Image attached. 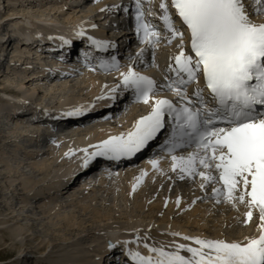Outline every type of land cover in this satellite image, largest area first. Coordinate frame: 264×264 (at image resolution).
Instances as JSON below:
<instances>
[{
	"label": "snow or ice",
	"instance_id": "6c2138e0",
	"mask_svg": "<svg viewBox=\"0 0 264 264\" xmlns=\"http://www.w3.org/2000/svg\"><path fill=\"white\" fill-rule=\"evenodd\" d=\"M170 7L179 18V27ZM159 9L170 34L165 39L171 44L178 38L177 52L168 64L171 75L160 87L172 92L180 103L158 96L156 82L129 65L120 73L121 83L136 101L149 105L150 111L136 119L127 133L89 145L94 149L91 152L80 149L84 153L81 167H88L95 157H132L167 132L162 148L177 176L200 177L201 189L220 185L211 188L216 202L223 197L233 207L244 205L245 224L257 212L258 235L245 237L243 242L184 236L198 247L178 244L175 251L145 242L149 253L145 256L128 248L141 240L139 230H134V240L118 242L126 259L115 264H264V0H170V5L160 0ZM135 32L141 43L155 46L160 42V32L145 20L141 0H136ZM83 34L82 30L75 33L77 37ZM89 41L97 48L110 46V42L92 37ZM63 43L70 41L64 39ZM142 54L143 49L137 55ZM84 55L87 59L88 54ZM101 66L116 71L120 67L115 56ZM192 84L196 90L190 94ZM177 149L192 151L176 155ZM71 154L69 150L64 155ZM149 162L157 167L155 159ZM143 239L147 241V235ZM107 247L113 250L117 245L109 242ZM181 250L190 257L181 255Z\"/></svg>",
	"mask_w": 264,
	"mask_h": 264
},
{
	"label": "rangeland",
	"instance_id": "374dc122",
	"mask_svg": "<svg viewBox=\"0 0 264 264\" xmlns=\"http://www.w3.org/2000/svg\"><path fill=\"white\" fill-rule=\"evenodd\" d=\"M15 1L17 3H19L20 0H15ZM22 1L23 2L20 3L21 5L15 4L14 7L11 5L10 9L11 8H13V9H11V10L9 9L7 14L6 13L0 14V26L2 27V32L0 33V35L2 37H4V35L10 36V33L12 34L13 29H15V26H17V25L21 26L24 24L23 26H27V27L31 25V26H33V28L39 27V28H43L44 30H52L56 27L60 28L66 24L71 25V23L77 22L80 19H83L84 21H87L89 19L95 20V22L97 24V27L95 29L96 32L100 33V34H104L105 31H104L103 26L105 25V22L101 21V23H99L98 20H100V17H98V16H100V15L98 14V12L99 13H102V12L103 13H109L110 15H112V17H114V23L116 25L117 31L120 30L119 29L120 26H124V23L128 22L126 14H125L126 8H123V7L120 8V7H113L112 6V9L114 11H116V10H120V11H119V13L117 12V15H114V12H109L108 6H106V5H108L107 2H109L110 0H88V2L92 6L96 7V9H95L97 11L96 14H98V15H96V18H94L95 15H93L94 17H92V15H91L92 13L91 14L87 13V10H88L87 7L81 8L77 5L82 0H40V1L34 0V2L38 1V2H41V4L33 3L32 5L29 4V2L32 0H22ZM114 1L115 2L113 5H118V3L120 1L122 2L124 0H114ZM120 5H118V6H120ZM101 9H104V10L102 11ZM2 16H5L9 20H6V19L1 20ZM13 17H15L14 18L15 20L11 21L10 19H13ZM108 20L110 21L111 18L109 17ZM6 31H8V33H6ZM112 34H113V32H112ZM117 42H118V45H120V40L117 39ZM174 47H176V46H168V45H165L163 43L160 45V49H164V51H166L169 54V59H170V56L172 55V53L174 51ZM23 50L25 51V48ZM148 53H149V49L145 48L143 50V54L141 55L142 56V59H141L142 64H144V63L147 64V61L149 59ZM13 58L14 57L12 56L11 62L13 61ZM7 69H8L7 66L0 69V103H4V102H7L10 99H12L11 95L6 94V93H2V90H1L2 84H4L3 86H5L6 84H10L13 87V90L14 89L21 90V92H26L27 95L28 94L29 95H36V97L42 102L56 103L57 101L68 100L70 98H73V99L76 98L75 101H82V100L86 99L87 97H91L96 92V89L98 91V89L99 88L101 89L103 87V85L104 86L105 85L106 86H112V87L117 86L118 79L120 76V72H114V73H110V74H106V75H102V76L96 75L93 78L88 79L87 77H85V76H87V74L84 73L81 75V77L77 81V82H80V81L82 82L83 81L82 78H84V79L86 78L85 79L86 81L82 85L84 87V89L82 91L79 92L78 87L77 88L76 87H68V88L66 87L62 91L61 89H63V87L60 89L59 86H56V85L64 84L63 86H68L65 84H68L69 81H67V82L66 81L56 82V83L49 85L51 82H49V80H45L44 82L38 81L35 84L33 83V85H32L31 82L28 83L27 79H24L22 82L21 79L17 78L16 76H12V74H9V75L4 74L3 71H8ZM150 71L153 72L161 81H163V80L165 81L164 74L162 71H160V68L150 67ZM21 76H23V75H21ZM160 84H163V82H161ZM38 90H40V91H38ZM67 92L70 94V97L67 96L66 94L64 95V93H67ZM71 92H74V93L72 94ZM148 107H149V105H146V104L142 105V106H131L130 105V106H126L123 108L118 107L119 108V111H118L119 117L118 118L120 119V122H117V124H114L113 123L114 121L112 119H111V121L109 119L106 121H94L93 120L92 122H90V125H91L90 128H92L94 130L91 129V131H89L90 132L89 135H91V133L93 131H97V130H101V129H103V130H105V129H115V130L125 129L126 127H128L130 125V123L132 122V120L134 119L135 116L136 117L142 116ZM116 109H117V107H116ZM19 121L21 123H24L23 120H21V119L15 120L13 122L15 125L14 126L15 128L19 127V125L21 124ZM87 123H89V121ZM92 124H93V126H92ZM29 129H31V128H29ZM10 132H11L10 135H12V136L13 135L15 136L17 134L15 132V129L14 130L10 129ZM86 132H88V131H86ZM83 134H80L76 138H85L83 136ZM88 136H86V137H88ZM19 138H21V137H19ZM50 152H51L50 154H52V151H50ZM45 159L47 161H49L48 165H47V166H49L51 164L50 159H48L47 157ZM62 162L63 161H61V163ZM138 164H140V163H138ZM58 166L60 167V164ZM27 170H29L32 174H35L38 177V179H40L39 174L37 172H34L31 168H29ZM48 170H50V169H48V167H47V171ZM0 174H2V173L0 172ZM155 174H153V176L154 175L155 176L152 177V180L154 182H157L159 180V178L163 179V180H161L162 181L161 185L165 186L166 192L163 194L162 190L159 191L157 189H155V190L151 189L149 191V193H147V194H149V197H151V199L149 197L145 198L142 206H140V207H138L136 205V203L134 202V200L130 196H128L127 183L125 182V178L128 177L129 174L126 172L124 173V176L121 178V180H114L112 178L113 181L108 182L105 187L101 186L102 184H100V181H98L99 180L98 179L97 180L98 182L97 181L96 182L99 183L100 186L95 187L94 188L95 190L92 194L87 190L88 191L87 196H90L91 199L88 197L86 200L83 201L82 198H84V197H82L80 199V202L77 201L76 204L69 205V206H67V208L60 206L61 207L60 211H59L60 217L61 216L62 217L65 216L67 218L70 217V218H72V220L74 219L73 221L75 222V223L72 222V223H74V224H72L74 226H71V229H70L72 232V235H71L72 238H70L68 240H62V244L64 243L63 244L64 246H67V245L70 246V244L72 242H74L75 240H78L79 243L82 244L81 245L82 246L81 247L82 253H85L87 251L85 254L86 255L88 254L87 256L91 259V262L94 263L98 259V250L103 246L104 241L108 235H113V236H110V238L113 239L114 235L118 236L121 234H128V232H130L134 229L135 230L137 229V230L143 232V236L147 235V233H148V235H147L148 238H149L150 233L151 234L153 233V237L156 238V241L158 242L160 247L163 246V248H169V247L175 248L176 245H178L179 243H182L184 241V240H181L180 238L178 239L177 236H175L176 237V239H175L174 236L170 235V233L172 231L178 232V233L181 232L180 230L175 231V228H174L175 226H179V227H181V226L185 227L186 226V228L188 229V232H191V233L194 232L195 233V234L193 233L194 235H196L197 233H200L201 232L200 230L202 229V227L205 226L204 228L209 229L211 231H215V232L220 231V232H224L225 234H228L231 236L232 230L235 228L238 229V233H239V231L242 234L248 233L250 225L253 222H255L252 219L247 224L243 223L244 221H239L238 225L237 224L234 226L227 225L224 222V219L225 218L233 219L236 216L238 217L237 211H235V210L233 211L232 204H229L228 202L227 203L224 202L223 197L220 198L221 199L220 204L216 202V198L213 196L212 191H211L212 186H216V185H205V188L201 189L200 185H199L201 182L200 177L192 178V177L185 176L184 179H180L179 176H177V174L174 173L173 170L169 169V168L164 169L161 172H156ZM51 175L52 174L49 175L48 179L50 178ZM19 181H20V179L18 177H15V178H6L5 180L1 179V182H0V184H1L0 190L2 193L0 195L4 197L3 202L5 204L8 203V205L10 206L9 210L10 211L14 210L15 213H19L17 211L18 206L17 207L15 206V202H14L13 206H11L10 203L12 202V199H14V198L16 199L18 196H17L16 192L11 191V190H13V188L19 183ZM121 181H124V182L122 183ZM12 182H14V183H12ZM173 183H174V186H173ZM177 183H178V185H177ZM13 184H14V187H13ZM82 184H85V183L79 182L76 185L72 194L73 193L77 194V192H79V190H81L80 193H84L86 190L82 189V186H83ZM113 184H116V185H113ZM168 184H169V186L166 187V185H168ZM118 185H121V186H118ZM115 186H117V187H115ZM18 187H20V186H18ZM93 187H94V185H93ZM106 187H108V188H106ZM204 191H205V193H203ZM69 195H71V194L69 193ZM150 195H152V196H150ZM177 197L180 198V204L178 206L176 203H174V202H176ZM64 198L66 199L67 196ZM156 198H158L160 200H158ZM154 199L157 202H155ZM152 200H154V201H152ZM193 201H195V202L193 203ZM152 202H154L153 203L154 205H156V204H158V205H156V207H155V206H153V204H151ZM79 203L81 205H84L86 203H91L92 206L97 208V212L100 211L98 216L96 217V215L94 216V214H92L90 212L87 214V212L82 211L81 210L82 207H81V205H79ZM144 203H145V205H144ZM147 203H148L149 207H148V205L146 206ZM149 203L155 208H153ZM184 203H185V205H184ZM159 205H162V206H159ZM167 205H169V206H167ZM195 205H197V206H195ZM190 207L191 208L194 207L195 211L194 212L190 211V213H189L188 209ZM174 208H176V209H174ZM215 209L218 211H216ZM20 210L21 209L19 208V211ZM121 210L123 212H121ZM225 210H227V211H225ZM74 214H76V215L73 216ZM191 214L193 217L191 216ZM168 215H170V216H168ZM188 215H190L191 219H193L191 223L189 222ZM41 219H44V218H41ZM136 220L138 222H136ZM13 221H14V218L9 220L7 218V214L4 213L3 211H0V264H13V260L16 258H18V260L21 261V259L26 258V257H30V256H31V258L33 257L32 260H34L33 262H35V263H30L28 261L29 262L28 264H36L37 260L44 259L45 256L43 258H42V256L44 254H46L49 250H46V252H44V253H36L35 255H33V253H31L30 251H27V249L32 250V248H30L29 246H32V245L38 246L39 242H40V241H36L34 243L33 241L29 240L31 237H33V236H31L32 232L26 231L25 229H23L22 235L17 237L19 239V243L14 244L13 240L10 239L8 232L6 233L4 231L5 229L11 228V225L14 224ZM40 221H42V220H40ZM40 221L39 220H36V222L34 221L35 225L37 224L36 225L37 232L39 229L40 230L42 229L41 231H43L45 229V227H44L45 219H44V221H42L43 223L41 222V224L39 223ZM55 221H56V219H55ZM58 221H60V220H58ZM134 222L138 223V225H135L134 227H130V225H133ZM26 224H24V225H26ZM40 225H41V227H40ZM114 226L116 228L118 227L117 229H115V231L110 229V228H115ZM63 227H65L64 222L61 223V221H60L58 224V228H63ZM106 227L110 229L109 234L105 233V231H104V228H106ZM168 228H169V230H168ZM144 229L148 230L150 233L147 232L146 230L144 231ZM162 230H163V232L161 233ZM166 230L169 232H166ZM41 231L38 232L37 234L41 235ZM158 231H160V232H158ZM95 233H97L96 234L97 236L95 235ZM212 233L213 232L208 233V236L213 237ZM41 236L45 242L48 241L49 236L48 237L46 236L47 238H44L45 237L44 233ZM246 236H248V235H246ZM95 237H97V238H95ZM172 237H174V238H172ZM30 244H32V245H30ZM63 245H61V247ZM48 249H49V247H48ZM68 249H70L72 252L75 251V250H73V248H71V246ZM35 256H37L38 258Z\"/></svg>",
	"mask_w": 264,
	"mask_h": 264
},
{
	"label": "bare ground",
	"instance_id": "6f19581e",
	"mask_svg": "<svg viewBox=\"0 0 264 264\" xmlns=\"http://www.w3.org/2000/svg\"><path fill=\"white\" fill-rule=\"evenodd\" d=\"M10 2L13 3L14 1L11 0ZM33 3L41 4V2H38V1L34 2V0L29 2V4H31V5ZM111 3H113V0H110L109 2H107V4H111ZM77 5L79 7H81V8L82 7H87V9H88L87 13H89V14L92 13L91 14L92 17H94L93 15H95L94 18H96V15L99 14L100 15V16H98V17H100V20H98L99 23H101V21L108 20L109 17L110 18L112 17V15H110L109 13H103V12L99 13L98 12V14H96L97 13V11L95 10L96 7L92 6L88 2V0H82ZM12 6L14 7V4ZM127 6H130V8H132L131 3H124V4H122L120 6V8L121 7L126 8ZM130 8H129V12L131 13L132 10ZM11 9H13V8H11ZM2 19L9 20L5 16H2L1 20ZM10 20L12 21V20H15V19L13 18V19H10ZM81 22L82 21H77V22L71 23V25H69L70 31H73L76 28L80 27ZM110 22H111V20L108 23H110ZM127 24H128V22H125L124 26H127ZM23 25L15 26V29H13L12 34H15V33L19 34V33H21L20 31H22L21 36L24 35L25 32H24ZM25 27H27V26H25ZM28 28H29V26H28ZM3 38L4 37H2L0 35V43H2V46L4 45V43L2 42ZM8 48L9 47H6V48H4V50L7 52ZM31 50H33L32 47H28L27 49L25 48V51L24 50L23 51L20 50L19 52H17V51L14 50V48H11V50L9 52V55H10V53H12L11 57L13 56L14 57L13 60L14 59L17 60L18 64H16V62H15L14 64H16V65H14V64L11 65V66L7 65V68H8L7 70L8 71H3L4 74H6V75L12 74V76H16L17 78L21 79L22 82H23L24 79H27L28 83L31 82L32 85H33V83L35 84L38 81L44 82L46 80V77H47V71H46L47 69L46 68H44L43 71H41L39 73L35 72L34 74L30 73V70L28 69L29 65H31L35 61H37V63H41L42 65H45V61L41 60L40 58L36 59V58L33 57V52ZM148 54H149V59L147 61V64L146 63L142 64L141 63L142 56L141 55H139V56L137 55V56L133 57L130 60L131 65L134 66L137 69H142V68L144 69L145 67H147L149 65V66H152V68L157 67V68H160V71L165 72V73H169L168 72V64L170 63L169 54L166 51H164V49H160V46H159L158 50L155 51L154 47L151 46L150 49H149V53ZM40 57H42V55ZM67 59H69V58H67ZM1 68H4L3 65L0 66V69ZM50 70H52V69H50ZM148 70H150V68ZM126 71H127V69H121L120 73L121 72H126ZM21 75H23V76H21ZM81 75H82V72L77 70V68H74V70L72 68L71 72L70 71L67 72V71L64 70L63 72H60L59 75H55L53 80L51 81V83L49 85H51L53 83H56V82H62V81H66L67 82V81H69L68 84H65V85H68V86H63L64 84H59V83H58L59 85H56V86H59L60 89L63 87V89H61L62 91L66 87L67 88L68 87H76V88L78 87V91L80 92V91H82L84 89V87L82 85L86 81L85 80L86 78L85 79L82 78L83 79L82 82L81 81L77 82L79 80V78L81 77ZM94 76H96V75L93 72L89 71L87 73V76H85V77H87L88 79H91ZM3 85L4 84H2V88H1L2 93L13 90V87L10 84H6L5 86H3ZM160 86L161 85H159V87ZM110 88L111 87L103 85V87L101 89L99 88L98 91L96 89V92L91 97H87L84 100H86L87 102L91 103L95 98L99 97L100 91L101 92L102 91H107ZM14 90H18V89H14ZM38 91H40V90H38ZM16 92L21 93V90H18ZM67 93H64V95L66 94L67 96L70 97V94L69 93L67 94ZM71 93L73 94L74 92H71ZM22 94H26V92H22ZM26 96H27V94H26ZM84 100H82V101H84ZM69 101H70V99L57 101L56 103L47 102V103L51 104V109L49 111L50 115H53V114L56 115V113H52V109L57 108L56 111L59 110L58 107H56V106H59V104H63V103H67V102L69 104ZM82 101H74V102L75 103L76 102L82 103ZM45 103L46 102H43V105H45ZM21 109L22 108H20L19 110H21ZM105 109L106 108L98 110L91 117V119L88 120L89 123H87L88 121L86 122L87 124L83 123V122L68 123V122H63L64 120L63 121L61 120L59 122V126L61 127V129H60L61 135L58 138L59 139L61 138L62 143H63V141H67L68 140L66 143H68L69 145L77 144V145H79V147H81V144L86 142V141H88V142H90L92 140L96 141V140H99V139L103 138L104 136H106L108 134H115V133L116 134H120L121 132H124L125 130L122 131V130H115V129H105V130L101 129V130L93 131L91 133V135H89L88 137L76 138L80 134L86 133V131H88V132L91 131L92 128H90V126H91L90 122H92L93 120L94 121H106L108 119L109 120L112 119V120H114L116 122H120V120L118 118V115H119L118 114V110L113 109L111 111H108V110L106 111ZM23 110H26V108L23 107ZM136 119H138V118L135 116L131 123L134 124V121ZM48 120H49V117H48ZM13 122L14 121H12V119H10L9 120V124L11 123L12 127H9L8 123H5L7 125L3 126L1 131H0V172L2 173V174H0V182H1V179L5 180L6 178L18 177L20 179L21 182L19 181V183L15 187H14V184H13L14 188L11 191L16 192L18 197L16 199L13 197L14 199H12V202L10 203V205L13 206V204L15 202V206L16 207L20 206V209L22 211H21V213H15L14 210L10 211L9 210L10 206L8 205V203L5 204L3 202L4 201L3 200L4 197L0 195V207H1L0 211H3L4 213H6L7 214V218L9 220L14 218V221H13L14 224L11 225V228L10 229H5L4 231L6 233L8 232V234L10 236V239L13 240L14 244H18L19 243V239L17 237L22 235L23 229H25L26 231L32 232L31 236H33V237H31L29 240L33 241L34 243L36 241H40V242H39L38 246H34V245L30 244L32 246H29V247L32 248V250H28L27 249V251H30L31 253H44V252H46V250H49L46 254H44L42 256V258L45 256L44 259L37 260L38 264H97L99 262V259L102 258V256H103V255H101V253L107 252L106 248L104 246H102L98 250L99 257H98L97 261L92 263L91 259L87 256L88 254L87 255L85 254L87 251L85 250L86 252L82 253V248H81L82 244H80L78 240H75L72 243L70 242L71 244L69 243L71 248H73V250H75L74 252H72L70 249H68L70 246H68V245L64 246L63 245L64 243L62 244V240H68V239L72 238L71 237L72 232H71L70 229H71V226H74L72 224H74L75 222L73 221L74 219L72 220V218H70V217H68V218L65 217V216H63V217L61 216L60 217V212H59L60 208H61L60 206H63L65 208H67V206H69V205L76 204L77 201L80 202V199L78 200V193L77 194H75V193L72 194V192L74 191L76 185L79 183V182L77 184L75 183L79 176L76 177V179L74 180L73 179V175L74 174H71L72 171H73L72 163H73V161L75 162L76 160H78V158L80 156V151H79L80 148H78V150L75 151L72 154L71 157H67L66 160L69 162L68 165H66L64 167H62V166L55 167V166H53L54 165L53 162H57V159L52 158V159H50L51 164L49 166H47L49 161H47L44 157H45L46 153L47 154L49 153L50 149H48L47 152L46 151L43 152V151L38 150V149L36 150V148H38V147L43 148L42 146H44V145H39L40 144V140H38V138L40 136H44V135L48 134V136H49L48 139H51L52 136L55 134L51 130H47L46 129V127L49 126V122H47V120L46 121H29L28 120L25 123H21L19 121L21 124L19 125V127H16V128L14 127L15 125H14ZM92 126H93V124H92ZM28 127L31 128V129H29ZM10 129L11 130L15 129V132L17 134L15 136L14 135L13 136L10 135V133H11ZM92 130H94V129H92ZM19 137H21V138H19ZM29 139L31 141H33V142H30L32 145L31 146H25V144H23L22 142L27 141ZM34 140H38V141H34ZM41 142H42V144L45 143L44 139L41 140ZM63 144H65V143H63ZM49 146H51V143L49 144ZM67 147H68V145H65V146L63 145V148H67ZM60 149H62V147ZM21 152H23V153H21ZM29 157H31V158L29 159ZM26 158H28V160ZM61 159H64L63 155H61ZM18 160H19V163H18ZM145 160H142V161L138 162L140 164H138V163L137 164H130L127 167H123V168L121 167V168H119L117 170H114V171H111L110 169H106V170L97 172L96 169H92L91 170L92 172H90V174L91 173H96L98 175V179H99L98 181H100V184H102L101 186L105 187L108 182L113 181V179L114 180H121V178L124 176V173L125 172L128 173L129 176L125 178V182L127 183L128 196H130L134 200L136 205L138 207H140V206H142L143 201L145 200V198L149 197V194H147V193H149V191L151 189H154V190L157 189L159 191L162 190L163 194L166 192L165 186L161 185L162 184L161 180H163V179L159 178V180L157 182H154L152 180V177H154L156 175L155 173L156 172H161V171H163L164 169H167V168L172 169L171 163L168 161V159L166 157L165 158H161V157L160 158H155V160L157 161V167L156 168H153L152 164L149 162L150 160H152V158L151 159L150 158L149 159H145ZM47 167L50 170L47 171ZM29 168H31L34 172H37L39 174L40 179L35 180V179H33V177H31V175L29 173H26L24 171V169L27 170ZM61 172H64L65 176H66V173H70L71 174V176L67 175L68 176L67 180L69 182L66 184L65 191H64V193L62 195L63 197L67 196L66 200H62L61 199V201L58 200V202L56 204H52L51 202H48L49 199H47V197H48L47 193H43V194H40V196H37V194L40 193L41 191H43L44 188H48L50 186L49 185L50 183H48L49 182V179H48L49 175L52 174L50 177H53L54 174H56V173L61 174ZM153 174H155V175L153 176ZM90 180H91V178H90ZM121 182L123 183L124 181H121ZM12 183H14V182H12ZM84 183L85 184H82L83 185L82 189L90 191L93 188V185L90 184V182H84ZM178 183H177V185H178ZM45 184H48V185H45ZM113 185H116V184H113ZM133 185H136L135 190H133ZM0 186H1V184H0ZM18 186H20V187H18ZM118 186H121V185H118ZM167 186H169V184L166 185V187ZM173 186H174V183H173ZM219 186L220 185H218V187ZM115 187H117V186H115ZM106 188H108V187H106ZM69 193L71 195H69ZM203 193H205V191ZM0 194H2L1 190H0ZM30 195H36L38 198L36 197L34 199V201H32V200L29 199ZM150 196H152V195H150ZM89 198H90V196H89ZM149 198L151 199V197H149ZM156 199H158V198H156ZM154 200H152V201H154ZM158 200H160V199H158ZM155 202H157V201L155 200ZM153 203L154 202H152L151 204H153ZM174 203H176V202H174ZM79 205H81V204L79 203ZM144 205H145V203H144ZM147 205H148V203L146 204V206ZM156 205H158V204H156ZM156 205L153 204V206H155V207H156ZM184 205H185V203H184ZM159 206H162V205H159ZM167 206H169V205H167ZM195 206H197V205H195ZM81 207H82L81 208L82 211L87 212V214L90 212V213L94 214V216L96 215V217L98 216V214L100 212V211L97 212V208L92 206L91 203H86L84 205H81ZM148 207H149V205H148ZM155 207H153V208H155ZM194 207L193 208L190 207L188 209V212L189 213H190V211L194 212L195 211ZM232 208H233V211L234 210L237 211L238 217L236 216L233 219H230V218H225L224 219V222L227 225H230V226H234L236 224L238 225L239 221H244V219H245L244 212L247 210L244 205H240V204H238L236 207H232ZM174 209H176V208H174ZM227 210H225V211H227ZM216 211H218V210H216ZM121 212H123V211L121 210ZM75 215L76 214H74L73 216H75ZM168 216H170V215H168ZM191 216H192V214H191ZM188 217H189V222L191 223L193 219H191L190 215H188ZM41 218L45 219V222H44L45 229L43 231H41L42 229L41 230L39 229L38 232L41 231V235H43V233H44V235H45L44 238H47L49 236L48 237L49 239L46 242L44 241V239H42L41 235L37 234L38 232L36 230V225L37 224L35 225V222H36V220L44 221V219H41ZM55 219H56V221H55ZM58 220H60L61 223L64 222L65 227L58 228V224L60 222ZM42 221H40L39 223L41 224ZM253 221H255V222H253L250 225L248 233H246V234L243 233L242 234L240 231L238 233V229L234 227L235 229L232 230V234L233 235L231 234V236L228 235V234H225L224 232L211 231L209 229L204 228L205 226H203L202 229L200 230L201 232L197 233L196 235H194L195 234L194 232H193L194 234L191 233V232H188V229L186 228V226L185 227L184 226H181V227L175 226L174 228H175V231L176 230L177 231L180 230L182 232V233L180 232L181 234H180L179 237L177 236V238L178 239L180 238L181 240H184V241L182 243H179V244H186V245H189L191 247H198V245H196L193 241L185 240V239H183V237L184 236H190V237H200L202 239H224V240L229 241V242L230 241H234V240L243 242L245 237H251V236H254V235H258V229H257L256 225L259 223V220H258V214L255 211L253 213ZM72 222H74V223H72ZM136 222H138V221L136 220ZM136 222H134L133 225L129 224L130 227H134L135 225H138V223H136ZM24 224H26V225H24ZM40 227H41V225H40ZM117 228L115 227V228H110V229L115 231V229H117ZM169 228H168V230H169ZM110 229L107 228V227L104 228L105 233L109 234L110 233V231H109ZM145 230L146 229H144V231ZM146 231L149 232L148 230H146ZM158 232H160V231H158ZM162 232H163V230L161 231V233ZM166 232H169V231L166 230ZM210 232H213L212 233L213 237H209L208 236V233H210ZM96 234L97 233H95V235ZM147 235H148V233H147ZM246 235H248V236H246ZM111 236H113V235H111ZM124 237H125V234L118 235V236L114 235V240L115 239H122ZM174 237H172V238H174ZM95 238H97V237H95ZM149 238H150V241H153L156 244L157 241H156V238L153 237V233L152 234L150 233ZM175 239H176V237H175ZM61 245H63V246L61 247ZM48 247H49V249H48ZM128 248L131 249V247L129 245H128ZM140 249L148 252V249L147 250L146 249H142V248H140ZM175 250L176 249L165 250V251H175ZM180 254L181 255H185V256H189V257L191 255L190 253H187L184 250H181ZM35 257H37V256H35ZM32 259H33V257L31 258V256L23 258V259H21V261H19L18 258H16V259L13 260V264H18V263L19 264L20 263L21 264H28L29 262L30 263H35V262H33L34 260H32Z\"/></svg>",
	"mask_w": 264,
	"mask_h": 264
}]
</instances>
